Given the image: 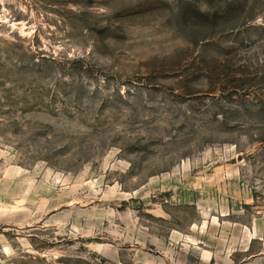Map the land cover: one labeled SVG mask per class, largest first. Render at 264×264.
Here are the masks:
<instances>
[{
	"label": "rangeland",
	"instance_id": "1",
	"mask_svg": "<svg viewBox=\"0 0 264 264\" xmlns=\"http://www.w3.org/2000/svg\"><path fill=\"white\" fill-rule=\"evenodd\" d=\"M0 264H264V0H0Z\"/></svg>",
	"mask_w": 264,
	"mask_h": 264
}]
</instances>
